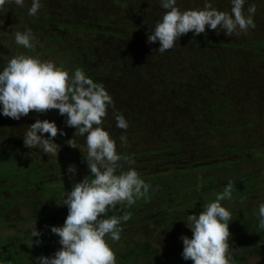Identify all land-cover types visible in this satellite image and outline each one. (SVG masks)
<instances>
[{
  "label": "trees",
  "instance_id": "16d2710c",
  "mask_svg": "<svg viewBox=\"0 0 264 264\" xmlns=\"http://www.w3.org/2000/svg\"><path fill=\"white\" fill-rule=\"evenodd\" d=\"M210 2L221 11L230 12L232 7L231 0ZM31 3L32 0H25L20 7L6 2L7 5L0 9V21L7 18L9 24H19L22 32L31 28L36 37L34 50H31L11 41L13 31L6 32L3 39L0 33V72L15 55L8 52L11 47L31 56L45 51L44 58L50 53L48 59L69 70L70 74L80 68L94 82L103 83L113 98L115 110L121 112L129 124L126 130L118 128L114 110L109 106L103 127L116 141L118 153L131 159L152 153L166 158L171 151L175 157L182 158L185 156L181 145L183 137L198 136L202 129L204 133L215 135L217 123L225 125L228 131L234 127L253 126V110L264 103V0H246L245 8L253 3L257 7L253 17L256 27L247 35L228 37L206 26V34L196 36L189 32L163 54L156 50L159 41L147 42L149 30L154 29L167 11L161 7L160 0H41L43 6L37 15L29 16ZM177 3L182 10L193 9L202 8L204 0H177ZM32 114L35 118L22 127L19 120L9 118L7 121L0 105V231L26 221L20 215V206H25L31 210V217L42 225L39 230L42 235L32 238L28 234L19 239L0 235V264H36V257L51 256L58 250L50 243L53 236L59 242L51 227L64 224L68 207L51 205L49 211L41 213L37 197L42 195L49 202L57 199L62 204L64 193L70 189L68 166L75 164L79 171L86 163L83 156L87 152L86 134L75 137L77 148H72L66 141L74 137L76 129L66 126V116L55 109ZM255 114L254 117L259 115ZM38 118L55 121L57 126L61 125L59 129L67 133L55 137V142L61 145L59 155L45 154L38 147H25L24 132ZM18 122L20 128L10 131L9 124L17 126ZM149 122L154 124L148 126ZM163 123L169 126L166 128ZM121 135L127 137L126 146H121ZM132 137L140 139L135 142ZM152 138L156 148L146 144ZM240 152L243 159L250 157L244 148ZM174 155L167 158L172 159ZM229 164L217 161L201 168L220 169ZM165 165L167 170L156 175L160 187L155 186L159 181L153 176H140L151 185L147 195L130 208L117 206L107 215L127 212L131 217L137 216V209L144 202L150 203L149 199H153L162 186L167 197L176 198L170 204L179 203L182 196L192 198L207 190L219 174L214 171L195 173L199 169L178 168L169 162ZM87 175L90 171L83 178ZM251 178L242 172L238 184L233 185L232 194L240 191L241 186L251 189ZM167 186L173 188L167 189ZM222 191L204 196L203 205L206 201H214ZM150 205L153 204H149V208ZM203 205L195 210L196 213ZM251 211L243 209L242 216ZM258 222L259 216L248 220L242 230L234 233L235 244L251 250L258 247L264 257V247L260 246L264 229ZM247 231H250L249 236L245 235ZM37 239L42 243L29 247ZM155 249L149 240H134L125 254L116 252L117 264H133ZM234 255L237 256L233 264H242L240 256Z\"/></svg>",
  "mask_w": 264,
  "mask_h": 264
},
{
  "label": "clouds",
  "instance_id": "9594fccd",
  "mask_svg": "<svg viewBox=\"0 0 264 264\" xmlns=\"http://www.w3.org/2000/svg\"><path fill=\"white\" fill-rule=\"evenodd\" d=\"M6 2L20 7L25 4V0H0V9ZM160 3L167 11L154 29L149 30L147 42L159 41L156 50L161 54L172 49L180 37L189 32L196 36L206 34V26L217 34L224 32L228 37L247 35L256 27L253 17L257 7L253 3L245 8L246 0H231L230 12L218 10L210 0H204L202 8L184 10L177 0H160ZM42 6L41 0H32L28 15H37ZM35 39L31 28L15 32L16 44L26 49L34 50ZM0 105L3 116L15 120L33 111L58 110L61 116H66V126L76 129L74 137L66 141L72 148H77L75 137L86 134L87 152L83 156L90 175L76 182L63 203H58L68 207L64 224L51 227V232L59 237L61 247L51 256L36 257V264H117L112 244L120 240V225L131 216L127 212L107 214L117 206L130 208L147 195L151 185L140 177L135 167H131L135 164L134 159L118 153L116 141L103 127L109 106L114 110L117 127L124 130L129 127L124 115L115 110L113 98L104 84L94 82L80 68L70 74L50 59L21 53L10 59L0 72ZM58 134L67 135L55 121L38 118L26 128L24 145L30 149L38 147L45 154L54 156L61 148L55 142ZM119 139L121 146H126L127 137L121 135ZM76 172V165L70 164L67 169L70 178ZM232 190L233 183L229 181L213 202L203 205L198 216L191 214L185 220L192 235L181 236L184 260H191L193 264H233L229 229L232 213L221 203L232 199ZM258 216L259 227L264 229V203L259 205ZM41 235L37 228L31 231L32 238ZM40 243L42 240L37 239L29 247Z\"/></svg>",
  "mask_w": 264,
  "mask_h": 264
},
{
  "label": "rangeland",
  "instance_id": "374dc122",
  "mask_svg": "<svg viewBox=\"0 0 264 264\" xmlns=\"http://www.w3.org/2000/svg\"><path fill=\"white\" fill-rule=\"evenodd\" d=\"M15 5V3H12ZM7 4H5L6 6ZM9 30L13 31L10 39L12 42H15V32H22L19 24H9L7 18L1 19L0 21V33L2 39L5 37V33ZM16 43V42H15ZM8 52H14V56L21 54L20 50H12L11 47H8ZM105 49V48H104ZM45 50V49H43ZM45 51H42L41 54H35L34 56H39L42 59H48L50 53H47L44 58L42 54ZM13 56V57H14ZM11 57V59L13 58ZM10 61V58L8 59ZM141 97V96H140ZM149 102H154L148 100ZM264 102V101H263ZM261 106L259 109L253 110V117L250 118L253 121V126L249 127L244 126L243 128L235 127L228 131V128L225 125L217 123L215 130L217 133L215 135H209L204 133L202 129L199 131L198 136L193 137H183L184 142L182 145V151L185 156L182 158L175 157V153L169 151L166 155V158H162L161 154H150L149 156H141L135 159V163L131 167H135L140 176H153L156 181H159V178L156 176L158 172H165L167 170L166 162H169L173 165H176L178 168L182 167H191L199 169L195 173L207 174L209 172L219 173L217 178L211 183V186L207 187V190H204L201 193H197L192 198L187 196H182V199L179 203H174L176 201L175 197L166 196V190L162 186L160 192L154 194V198L149 199V202H144L138 209V215L131 217L127 222H122L120 227L121 238L118 242L112 244L115 252L125 254L127 249L131 246L134 240H149L154 246L155 251L147 257H139L137 261L133 264H193L191 260H184L182 257L183 251V241L181 239L182 235H187L191 237L192 231L187 226L185 220L188 219V216L191 214L199 215L203 208H199L197 213L196 209L203 205L202 198L208 194H212L215 191L223 190L229 181H232L233 185L238 184L239 176L244 172L248 176H252V188L246 189V187L241 186V190L236 194H232L231 200H225L221 203L227 207L232 213V220L229 223V229L232 234L230 238V251L233 258L238 254L240 256L242 264H264L263 254L258 250V247L251 249H244L243 247L237 246L235 244L234 233L243 229L245 223L254 219L258 216V212L252 213L254 210H259V205L264 203V103H260ZM34 112V111H33ZM31 112L28 116L22 117L19 121L22 127L25 126L30 119L34 117ZM37 114L36 112H34ZM255 113H259L257 117ZM30 117V118H29ZM35 118V117H34ZM9 121L8 117H6ZM181 120V119H180ZM183 121V119H182ZM19 122L17 126H13L12 123L9 124L12 132L18 130ZM153 122H149L147 125L152 126ZM164 127H168V123H163ZM61 125H58L60 128ZM207 136H203L206 135ZM48 134H45L47 136ZM132 139L138 142L140 138L132 137ZM148 146L156 148V141L152 138L149 142H146ZM237 148V150H236ZM240 148V150H238ZM242 148L250 153V157L243 159L241 156ZM215 150V151H213ZM59 150L57 155H59ZM174 155L172 159L167 158V156ZM217 161L230 162L229 167H221L220 169H207L201 166L205 164H212ZM226 166V165H225ZM125 168L129 167L124 165ZM80 170L76 172L73 178H70L68 185L72 189L73 185L82 180L83 176L89 171L87 163L79 167ZM213 172V174H214ZM206 176V175H205ZM250 181V179H247ZM153 181L149 180V183ZM159 184V185H158ZM155 186L160 187L161 183L155 182ZM168 188H173L167 186ZM175 190V189H173ZM67 193H64V198ZM161 197L160 201L157 202V199ZM38 207L41 213L49 211L51 205L59 207V201L54 199L49 202L42 195L37 197ZM213 202V201H212ZM211 202L206 201L205 204ZM149 204L150 208L148 207ZM204 204V205H205ZM166 205V207H165ZM166 208V209H165ZM20 215L22 219H26L24 222H16L9 226V228L0 231V235L13 237L16 239L22 238L28 234L31 235L33 229L40 230L42 225L39 224L38 219H34L31 216V210L29 207L20 206ZM247 209L251 212L242 216L241 211ZM117 215V214H112ZM20 218V217H19ZM28 218V219H27ZM259 223V222H258ZM249 232L245 233L246 236H249ZM110 243L111 240H109ZM50 243L55 249H59L61 245L59 242H56L54 236L50 239ZM260 246L264 247V239L260 242Z\"/></svg>",
  "mask_w": 264,
  "mask_h": 264
}]
</instances>
